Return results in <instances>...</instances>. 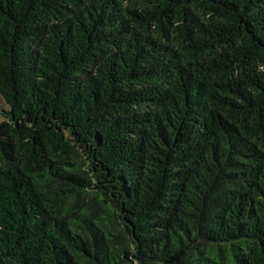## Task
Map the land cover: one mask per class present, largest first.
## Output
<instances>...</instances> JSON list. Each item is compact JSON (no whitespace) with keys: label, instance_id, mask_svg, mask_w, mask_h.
<instances>
[{"label":"trees","instance_id":"1","mask_svg":"<svg viewBox=\"0 0 264 264\" xmlns=\"http://www.w3.org/2000/svg\"><path fill=\"white\" fill-rule=\"evenodd\" d=\"M0 264H264V0H0Z\"/></svg>","mask_w":264,"mask_h":264},{"label":"rangeland","instance_id":"2","mask_svg":"<svg viewBox=\"0 0 264 264\" xmlns=\"http://www.w3.org/2000/svg\"><path fill=\"white\" fill-rule=\"evenodd\" d=\"M0 106H2V105L0 104Z\"/></svg>","mask_w":264,"mask_h":264}]
</instances>
